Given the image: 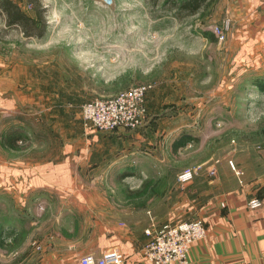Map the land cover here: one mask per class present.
<instances>
[{"label":"crops","instance_id":"0c3cea01","mask_svg":"<svg viewBox=\"0 0 264 264\" xmlns=\"http://www.w3.org/2000/svg\"><path fill=\"white\" fill-rule=\"evenodd\" d=\"M210 2L221 4L216 22L230 23L223 48L242 68L237 81L264 85V0ZM5 80L0 73V264H81L87 254L101 257L112 250L122 253L123 264H151L142 249L150 240L145 230L152 219L158 225L205 222L207 237L191 246L189 264H264V124L257 127L260 143L232 141L230 150L222 157L221 151L213 154L203 163L204 172L201 167L184 185L180 174L164 177L170 160L157 138L161 131L174 130L170 158L172 150L179 154L191 146L194 153L199 139L176 125L162 130L152 120L138 131L89 128L88 147L77 158L90 162L85 168L67 167V160L34 167L28 156L24 161L4 156L2 120L10 119L5 126L10 134L20 128L17 97L3 89ZM102 164L109 170L103 172ZM163 177L171 187L146 195L152 179ZM141 179L145 190L122 184ZM253 198L262 206L250 208Z\"/></svg>","mask_w":264,"mask_h":264},{"label":"rangeland","instance_id":"374dc122","mask_svg":"<svg viewBox=\"0 0 264 264\" xmlns=\"http://www.w3.org/2000/svg\"><path fill=\"white\" fill-rule=\"evenodd\" d=\"M18 1L24 12L36 15L28 0H25L26 3ZM181 1L160 0L159 7L164 13L162 19L166 20L168 16L179 17L192 30L193 35L205 38L202 55L189 58L179 52L171 53L165 62L147 73H129L112 83H105L81 72L71 63L65 51L48 55L36 52L29 54L22 44L13 40L17 33L20 37L24 36L18 26L6 25L0 4V73L7 76L2 86L17 97L20 127L18 132L10 134L5 130L10 119L2 120L4 149L8 151L4 156L8 159L12 156L20 161L28 156L34 167L49 161L67 160L64 164L67 167L82 164L85 168L90 162L84 164L77 158L81 150L88 147L91 135L87 130L95 129L85 125L83 105L98 98L116 96L137 85L148 86L144 123L152 120L161 125L162 130L169 125L172 129L176 125L185 130V135L193 132L199 139L195 141L194 153L191 146L188 151L182 150L179 154L172 150L174 153H171L170 158L168 156L175 132L168 129L160 132L157 140L164 155L170 160L162 169L164 177L181 174L189 169L192 171L194 168H199L196 172L199 174L203 171V163L219 151L222 157V151H228L234 145L232 141L251 140L260 143L264 137L259 134L261 131L257 127L264 124V121L254 128L245 123L249 107L245 93L249 86H255L263 93L264 85L237 81L242 68L234 66L229 59L228 51L223 48L226 39L222 41L212 30L213 26L222 25V20L216 22L214 19L221 13L217 9L221 4L208 2L206 10H197L189 15L180 9ZM250 74L251 70L247 72V75ZM202 140L204 146H201ZM108 165L102 167L103 172L109 170ZM77 174H81L80 170ZM164 177L162 180L153 178L146 195L154 190L161 192L171 187V180ZM142 180L122 184L136 191L143 189ZM84 183L87 184L86 181ZM133 198L130 196V199Z\"/></svg>","mask_w":264,"mask_h":264},{"label":"clouds","instance_id":"9594fccd","mask_svg":"<svg viewBox=\"0 0 264 264\" xmlns=\"http://www.w3.org/2000/svg\"><path fill=\"white\" fill-rule=\"evenodd\" d=\"M160 0H39L43 35L13 37L25 50L48 55L65 51L81 72L105 83L154 69L171 53L198 58L204 39L184 20L162 19ZM11 33H9V36ZM245 123L264 121V93L249 86Z\"/></svg>","mask_w":264,"mask_h":264},{"label":"built area","instance_id":"2783aa9c","mask_svg":"<svg viewBox=\"0 0 264 264\" xmlns=\"http://www.w3.org/2000/svg\"><path fill=\"white\" fill-rule=\"evenodd\" d=\"M230 23L215 25L212 30L223 41ZM148 86H133L122 93L108 97L98 98L86 102L82 107L83 120L86 126L93 127L99 132H113L116 130L133 131L144 124L146 120V98ZM199 170H187L179 175L180 184L191 181ZM250 208L262 206L258 198L249 202ZM150 240L142 249L145 259L151 264H189L191 246L207 237L208 229L203 220L183 221L158 225L152 219L145 230ZM39 249V247H38ZM124 257L121 252L112 250L101 257L87 254L81 258V264H123Z\"/></svg>","mask_w":264,"mask_h":264},{"label":"trees","instance_id":"16d2710c","mask_svg":"<svg viewBox=\"0 0 264 264\" xmlns=\"http://www.w3.org/2000/svg\"><path fill=\"white\" fill-rule=\"evenodd\" d=\"M211 0H182L180 9L187 11L189 15L196 13ZM28 3L36 11L34 17L24 12L18 3L13 0H0L3 7L5 23L7 26H18L23 36L39 33L43 35L44 25L40 15V5L37 0H28ZM175 4V2H174Z\"/></svg>","mask_w":264,"mask_h":264}]
</instances>
